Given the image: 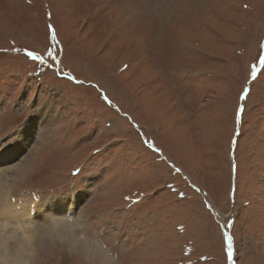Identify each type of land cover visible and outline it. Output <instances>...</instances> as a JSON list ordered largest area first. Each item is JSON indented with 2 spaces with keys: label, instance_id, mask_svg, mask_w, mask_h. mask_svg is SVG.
Segmentation results:
<instances>
[{
  "label": "rangeland",
  "instance_id": "374dc122",
  "mask_svg": "<svg viewBox=\"0 0 264 264\" xmlns=\"http://www.w3.org/2000/svg\"><path fill=\"white\" fill-rule=\"evenodd\" d=\"M261 56L264 0H0V264H264Z\"/></svg>",
  "mask_w": 264,
  "mask_h": 264
},
{
  "label": "bare ground",
  "instance_id": "6f19581e",
  "mask_svg": "<svg viewBox=\"0 0 264 264\" xmlns=\"http://www.w3.org/2000/svg\"><path fill=\"white\" fill-rule=\"evenodd\" d=\"M42 121H44V119H42ZM19 151H20V149L18 150V153H19ZM12 161L13 160H9V163H12ZM29 163H30V160L29 159L27 160L26 163L23 162V164L18 163V162L17 163H14L15 165H12L13 166V169H12L11 175L10 176L3 177V179L5 178V180H4L5 183L6 182L7 183L8 182H11L14 177H16V178L18 177L19 178V176L24 175L26 173L27 169L29 168ZM4 169H0V172H3ZM0 188H2V187L0 186ZM6 192L8 193L7 194L8 195V199H7L8 201L6 200L7 203H5L3 201L4 199L1 200L2 203L3 202L5 203V209H3V206H2L1 215L6 216L7 218H9L19 228L20 227H24L25 225H26V228H28L27 223H32L33 224V222L40 215L47 213L48 206H51V205L56 204V203H64V205H65L64 214L71 212V208L69 209V207L67 206L68 203L65 201V198H64V200H62L61 198H58V199H48L45 203H43L41 206H39L37 208L35 206L34 200L31 199V198H26V199H16L15 198L14 201H11L9 198L12 196V194H11L12 193V184L8 185V187L6 189ZM70 207H72V204L71 203H70ZM26 228H25V231H26Z\"/></svg>",
  "mask_w": 264,
  "mask_h": 264
},
{
  "label": "snow or ice",
  "instance_id": "6c2138e0",
  "mask_svg": "<svg viewBox=\"0 0 264 264\" xmlns=\"http://www.w3.org/2000/svg\"><path fill=\"white\" fill-rule=\"evenodd\" d=\"M51 16V14L49 13V17ZM48 30H49V35H50V39L53 43V46L52 47H49L47 50H46V53L45 54H40L38 52H35V51H26L25 55L28 59L32 60V61H38L40 62L41 64H44L46 63V57L47 58H51L52 60V64L49 65V67H51L53 69V71H56L57 72V75L59 76H66L67 74L66 73H63L62 71H59L58 68H59V59L57 57V37H56V32H55V28L49 24L48 25ZM62 51V49H61ZM260 63L261 64H264V56H261L260 57ZM127 67V65H125V68ZM251 75L253 76V78L256 77L257 75V69H256V66L254 65L252 67V71H251ZM73 82L74 83H77V84H80V83H83L82 81H78V80H75V78L73 77L72 78ZM249 91V89H245L244 90V93H242V98H246V93ZM101 96L103 98V100L105 101V103L111 105V101L108 99V96L101 92ZM242 112H243V107L239 108L237 110V120L239 121L241 115H242ZM145 144L152 148L154 151L156 152H159L160 150L159 149H156L155 146H154V143L153 142H149L147 140L144 141ZM233 143H235V141H233ZM235 169H236V165L233 164V171L235 172ZM177 172H179L180 170L179 169H176ZM206 207H211L210 205H206ZM234 223L233 220H229L227 225L223 226V227H226L228 229H230L232 227V224ZM223 238H224V242H225V252H226V259L228 261V264H235V258H234V253H235V247H234V237L231 235V233L229 231H225L223 233Z\"/></svg>",
  "mask_w": 264,
  "mask_h": 264
}]
</instances>
